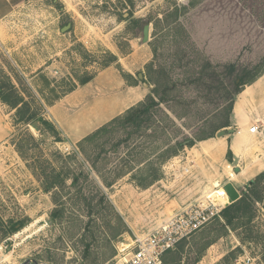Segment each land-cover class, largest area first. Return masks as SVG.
Listing matches in <instances>:
<instances>
[{
    "label": "rangeland",
    "instance_id": "374dc122",
    "mask_svg": "<svg viewBox=\"0 0 264 264\" xmlns=\"http://www.w3.org/2000/svg\"><path fill=\"white\" fill-rule=\"evenodd\" d=\"M173 8L179 9V15L160 23ZM5 9L6 5H0V12ZM258 9L264 13L260 0H27L8 6V13L0 16V71L19 76L33 93L41 88L34 79L39 72L61 90L68 86L58 84L66 79L77 83L93 77L46 107V117L56 126L61 142L30 128L46 157L57 151L75 153L77 160L84 162L77 143L144 99L151 86L145 83V87L146 78L138 79V74L145 76L146 66L154 60L150 49L154 41L155 66L170 70L172 78L179 81L175 93L197 101L195 108L208 113L209 123L201 127L194 117L189 119L190 127L184 132L195 139L194 146L167 160L161 166L162 178L147 189L137 188L130 175L120 179L109 176L114 167L122 169L119 157L124 155L130 167L138 166L130 157L134 140L127 148L108 151L100 158L99 147L94 146L91 153L97 158L99 173L114 183L107 188L91 172L79 193L87 199L70 200L66 191L62 192L64 204L52 221L50 213L55 206L51 196L41 189L11 145V113L0 103V264H114L117 246L144 238L163 220L187 207L213 209L210 197L215 183L222 190L223 185L232 183L237 199L246 195L250 212L242 210L228 225L219 213L229 201L220 211L212 210L214 217L165 253L163 264H264V178L253 190L248 188V181L264 172V153L259 149L264 145V84L261 93L242 105L239 120L231 112V127L222 129L225 136L216 134L197 141L218 123L217 117L225 115L222 91L226 77L210 80V91L198 84L188 86L182 82L184 69L177 64L178 58L195 61L196 71L206 61L217 71L224 64L264 67V31L254 15ZM176 23L182 25L183 32L172 31ZM147 25L149 40L144 43ZM111 55L116 62L104 68ZM201 81L208 83L206 72ZM127 86H136L141 100L108 112L106 104L114 102L111 97L123 103ZM237 100L236 96L234 103ZM185 122L176 121L180 130ZM257 125L258 133H248ZM238 132L245 133L251 155L236 160L232 154L228 161L225 154V159H220L216 151L220 142L223 139L229 144ZM152 156L146 152L139 157L143 162ZM247 167L255 170L252 179H230V173L237 175ZM75 193L77 190H71V195ZM19 221L23 228L10 233L11 225Z\"/></svg>",
    "mask_w": 264,
    "mask_h": 264
},
{
    "label": "trees",
    "instance_id": "16d2710c",
    "mask_svg": "<svg viewBox=\"0 0 264 264\" xmlns=\"http://www.w3.org/2000/svg\"><path fill=\"white\" fill-rule=\"evenodd\" d=\"M24 1L27 0H0V5L7 6V9L0 12V16L8 13V6ZM260 1L264 4V0ZM178 15L179 9L173 8L159 22L167 23L169 18ZM254 15L263 25H260L263 32L264 13L258 9ZM157 26V23L154 24V32ZM172 31L179 33L180 31L183 32L184 29L182 25L176 23ZM185 37L188 38L187 35ZM156 45L157 41L150 43L154 60L146 66L145 76L142 75V78H146L144 83L151 86L149 93L142 101L129 107L121 115L111 119L77 143V153L84 159L82 163L77 160L75 153L63 155L57 151L46 157L30 128L41 136L45 134L55 142H61L56 126L46 117V107L52 106L54 102L72 93L77 85L83 86L89 83L93 77L87 76L78 79L77 83L66 79L58 84L68 86L67 89L61 90L60 87H54L52 85L53 81L39 72L34 76V79L39 81L41 88L36 89V93H33L25 87L19 76L7 75L0 71V103L7 107L12 120L13 133L10 135V143L33 178L39 183L41 189L50 194L52 203L55 206V209L50 213L52 221L56 220L57 210L64 204L65 197L62 192L66 191L64 194L70 200L78 199L80 196L84 200L87 199L85 195H79V193L85 187L84 182L88 183V180H90L91 172L95 173L107 188L114 183V181H108L106 176L99 173L96 164L97 158H93L91 153L94 146L99 147L97 157L100 158L102 154L105 155L108 151L116 153L120 148H127L126 144L130 140H134L135 145L130 151L132 153L130 157L131 160H136L135 163H138V166L135 168L130 167L128 160L124 159L126 156L124 155L119 157L122 169L117 170L114 167L109 176L120 179L130 175L131 182L137 188L147 189L162 178L161 166L167 160L177 156L185 148L194 146L195 139L184 132L186 128L190 127L189 119L194 117L195 124L201 127L209 123L208 113L204 114L199 112L198 108H195L197 101L194 102L192 99H187L175 93L179 81L172 78L170 70L159 65L155 66ZM115 62L116 59L111 55L103 67L106 68ZM194 63L195 61L188 60L184 62L180 58L177 60L178 66L184 69L182 82L185 85L198 87V84L210 91V85L213 84L210 80H219V76L223 75L226 77V83L223 84L222 91L225 93L223 102L226 103L223 107L225 115L217 117L218 123L211 126V129L203 137L197 139V141H204L214 138L222 129L231 127L230 114L233 113L232 108L236 96L238 97L245 87L252 85L264 74V67L261 68L259 65L224 64L217 71L206 61L201 69L199 68V71H196L197 67ZM205 72L209 80L208 83L201 81L202 73ZM179 107L180 112L177 111ZM213 116L215 117V115ZM181 120H186V122L181 124L183 128L180 130L176 121ZM146 152L153 153V156L144 159L142 162V157L139 156ZM226 158L228 161L232 158L229 148L227 149ZM105 174L107 175V172ZM262 178H264V172L250 181L249 191L253 190ZM92 183L94 184V181ZM71 190H77V193L71 195ZM99 192L102 200H105V195L100 189ZM249 209L246 195H242L241 198L225 207L219 213V216L228 225H232L235 216L242 210L250 212ZM23 226L24 224L21 221L13 223L10 233L20 231Z\"/></svg>",
    "mask_w": 264,
    "mask_h": 264
},
{
    "label": "built area",
    "instance_id": "2783aa9c",
    "mask_svg": "<svg viewBox=\"0 0 264 264\" xmlns=\"http://www.w3.org/2000/svg\"><path fill=\"white\" fill-rule=\"evenodd\" d=\"M250 133H258V127H251ZM212 210L200 206L187 207L181 213L163 220L144 238L137 237L130 245L117 246L114 264H163L165 253L199 231L214 217Z\"/></svg>",
    "mask_w": 264,
    "mask_h": 264
},
{
    "label": "crops",
    "instance_id": "0c3cea01",
    "mask_svg": "<svg viewBox=\"0 0 264 264\" xmlns=\"http://www.w3.org/2000/svg\"><path fill=\"white\" fill-rule=\"evenodd\" d=\"M262 84H264V74L262 75L261 78H259L257 81H255L252 85L245 87L244 90L241 92V94L238 95V97H237L238 100L235 102L234 107H233V114H234L236 119L239 120L240 117L242 116V114H241L242 105H244L251 98H253L254 96H257V94L262 92V90H261ZM127 89H129V91H128V94L126 95V98L123 100V103H121L116 97H111V100H114V102H112L110 104L109 103L106 104L107 105L106 108H107L108 112L112 113L114 111V113H115L118 110H120L122 107H124L126 104L136 103V102L141 100L142 94L140 92H138V90H136V86H127ZM247 92H249V95H247V97H245ZM252 121H253V119H252ZM235 124L236 123H234V125ZM256 127H258V125ZM258 129H259V127H258ZM248 133H250L249 129H248ZM263 144H264V140H263ZM227 146L231 150L233 157L236 160H240L241 158H247L251 155L250 146H249V144H247V141L245 138V133H243V132H238V134L236 133L235 136L232 139H230L229 144H227V142L222 139V141L220 142V147H218V157L220 159L221 158L225 159ZM234 146L237 148H235ZM259 149L264 153V150H263L264 145L262 148H259ZM228 167H230V166H228ZM259 168H262V167H259ZM254 172H255L254 169H252L251 167H247L246 170H241V172L239 174H237L238 177L236 174L235 175H236V178H238L240 181H243L244 179L246 181H248V180L253 178L251 175H253ZM256 174H258V173H256ZM236 180H233V181H236ZM249 182L250 181H248V184H249ZM227 185L230 186V190H231L232 194H236V198L231 201V203H232L233 201L237 200L239 195H238V192L232 183L225 184L222 186V188H224ZM214 189H215V190H213L214 194H216L218 191H222V189L219 186L218 187L214 186ZM223 194L226 196V194L224 192H223Z\"/></svg>",
    "mask_w": 264,
    "mask_h": 264
},
{
    "label": "bare ground",
    "instance_id": "6f19581e",
    "mask_svg": "<svg viewBox=\"0 0 264 264\" xmlns=\"http://www.w3.org/2000/svg\"><path fill=\"white\" fill-rule=\"evenodd\" d=\"M247 95H249V92H247L245 97H247ZM249 132H250V128H249ZM235 148H237V147H235ZM216 151H217V154H218V149ZM229 177H230L231 180H236L237 179L236 175L233 174V173H230ZM214 186L218 187L219 183H215ZM223 191L226 194V196L223 194ZM210 199L212 201L211 205H212L213 209L216 210L217 212L220 211L219 207H222V206L226 205L228 203V201L231 203V201L233 200L232 196L229 193H227V191L224 188H223L222 191H218L216 194L211 195Z\"/></svg>",
    "mask_w": 264,
    "mask_h": 264
},
{
    "label": "water",
    "instance_id": "95a60500",
    "mask_svg": "<svg viewBox=\"0 0 264 264\" xmlns=\"http://www.w3.org/2000/svg\"><path fill=\"white\" fill-rule=\"evenodd\" d=\"M67 28L68 27H65V29H67ZM148 36H149V26L147 25V26H144V28H143V38H142V41L144 43L148 42V40H149ZM141 78H142V74H138V79H141ZM144 86L147 87V85L145 83H144ZM227 132H232V131L228 130ZM225 134H226L225 131L222 130V131H219L217 133V136L218 137H223V136H225ZM234 171L235 172H238V168H235ZM224 189L227 191V193H229L232 196L233 200L236 198V194H232V192L230 190V186L227 185V186L224 187Z\"/></svg>",
    "mask_w": 264,
    "mask_h": 264
}]
</instances>
